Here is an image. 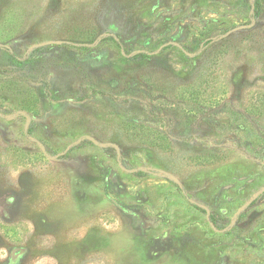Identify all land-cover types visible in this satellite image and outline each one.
Segmentation results:
<instances>
[{
	"label": "rangeland",
	"instance_id": "374dc122",
	"mask_svg": "<svg viewBox=\"0 0 264 264\" xmlns=\"http://www.w3.org/2000/svg\"><path fill=\"white\" fill-rule=\"evenodd\" d=\"M0 264H264V0H0Z\"/></svg>",
	"mask_w": 264,
	"mask_h": 264
}]
</instances>
